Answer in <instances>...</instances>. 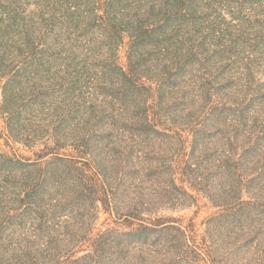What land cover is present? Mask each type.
I'll return each mask as SVG.
<instances>
[{
	"label": "trees",
	"instance_id": "obj_1",
	"mask_svg": "<svg viewBox=\"0 0 264 264\" xmlns=\"http://www.w3.org/2000/svg\"><path fill=\"white\" fill-rule=\"evenodd\" d=\"M214 54L219 62L211 64ZM218 68L230 69L228 78L246 89L223 93ZM259 73L264 76V0H0V138L28 149L44 145L37 159L54 154L76 174L80 190L68 197L90 190L94 205L116 215L117 180L171 167L172 151L180 161L188 157L186 163L196 157L191 170L198 175L213 170L255 183L263 168L254 132L264 106L253 103L263 95ZM63 127L68 134L55 133ZM159 128L177 130L168 136L179 140L175 150L163 139L147 150L134 146L133 131L163 137ZM185 132L198 155L186 151ZM69 148L75 154L61 156ZM7 162L10 177L36 166L0 150V165ZM128 183L121 215L157 229L161 223L150 215L159 201L137 190L133 179ZM175 202L186 205L185 198ZM221 239L211 243L224 252ZM176 243L188 253L186 237ZM95 256L0 251V264H83ZM210 261L229 264L223 257Z\"/></svg>",
	"mask_w": 264,
	"mask_h": 264
},
{
	"label": "rangeland",
	"instance_id": "obj_2",
	"mask_svg": "<svg viewBox=\"0 0 264 264\" xmlns=\"http://www.w3.org/2000/svg\"><path fill=\"white\" fill-rule=\"evenodd\" d=\"M126 50L123 46L124 62ZM209 57L211 64L219 62L216 54ZM229 72L230 69L215 70V75L221 77L217 87H221L223 93H228L229 88L237 92L246 89L244 84L237 85L243 81L229 79ZM257 80L264 84V76L260 73ZM261 93L263 95L259 99L257 96L253 103L264 104V89ZM259 115L260 121L255 124L254 132L260 149V167L263 168H259L255 183L247 184L241 177H226L213 170L198 175L191 170L196 166V157L186 163L188 157L180 161L182 157L178 158L172 151L170 156L175 162H169L171 167L163 168L157 174L151 170L139 171L129 176L127 182L117 180L118 191L122 194L119 215L103 209L101 202L94 205L90 190L86 197L83 194L68 197L71 191L80 190L78 184L75 186V181L79 182L76 174L66 167V162L54 160V154L37 159L36 153L44 145L28 149L21 143L7 144L0 138V150L16 153L19 158H31L36 164L32 170L17 172L11 177L8 169L12 165L8 162L0 165V199L3 200L0 204V251L96 254L93 260L84 258L83 264H193L191 260L211 264L210 259L222 261V257L229 264H264V106ZM1 125L2 121L0 129ZM63 128L55 133L68 134V128ZM159 131L163 137H156L152 130L133 131L137 135L134 146L147 150L159 145L162 139L161 145L174 150L179 146V140L168 137L175 135L177 130L159 128ZM145 133L153 138L147 139ZM184 138L189 140L186 151L195 150L193 135L185 132ZM61 152V156L75 154L71 148ZM195 152L198 155V151ZM200 162L205 165L207 161ZM131 179L139 188L137 190L143 189L150 199L159 201L158 211L150 215L161 223L157 229L150 230L147 228L150 223L121 215L126 213L124 192L129 191L127 185H132L128 183ZM232 186L238 188L232 191ZM247 187V192L242 191ZM8 196L16 200L7 203ZM180 198L186 199V205L176 204V199ZM181 237H186L191 246L186 250L188 253H182V245L176 243ZM217 238H222L224 252L211 243ZM177 255L184 259H176Z\"/></svg>",
	"mask_w": 264,
	"mask_h": 264
}]
</instances>
